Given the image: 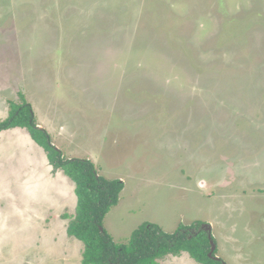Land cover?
I'll list each match as a JSON object with an SVG mask.
<instances>
[{"label":"rangeland","instance_id":"rangeland-1","mask_svg":"<svg viewBox=\"0 0 264 264\" xmlns=\"http://www.w3.org/2000/svg\"><path fill=\"white\" fill-rule=\"evenodd\" d=\"M24 103L124 182L117 244L199 222L224 264H264V0H0V122ZM77 201L27 129L0 132V264H82Z\"/></svg>","mask_w":264,"mask_h":264},{"label":"trees","instance_id":"trees-1","mask_svg":"<svg viewBox=\"0 0 264 264\" xmlns=\"http://www.w3.org/2000/svg\"><path fill=\"white\" fill-rule=\"evenodd\" d=\"M10 128L27 129L46 152L54 170L62 171L74 183L78 204L67 233L84 246L82 264H161L168 257L184 253L198 264H224L209 257L208 233L200 230L203 223L199 222L190 227L180 224L174 233L163 231L157 224L143 223L127 243L117 244L105 230L104 220L118 205L124 182L103 177L91 160L64 159L62 152L52 145L48 132L37 127L32 107L27 103L13 105L9 118L0 122V132ZM190 229L199 232L193 235Z\"/></svg>","mask_w":264,"mask_h":264},{"label":"water","instance_id":"water-1","mask_svg":"<svg viewBox=\"0 0 264 264\" xmlns=\"http://www.w3.org/2000/svg\"><path fill=\"white\" fill-rule=\"evenodd\" d=\"M203 229H205L206 232L208 233V238L210 240L211 250L209 252V257L216 260V261H221L219 257L214 256V254L216 253L217 246H216V243H215L214 238H213L212 226L204 225Z\"/></svg>","mask_w":264,"mask_h":264}]
</instances>
